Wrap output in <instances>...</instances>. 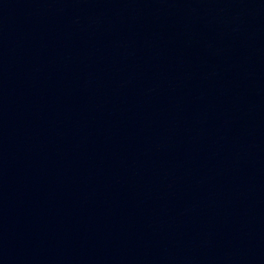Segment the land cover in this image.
<instances>
[{"label": "water", "instance_id": "1", "mask_svg": "<svg viewBox=\"0 0 264 264\" xmlns=\"http://www.w3.org/2000/svg\"><path fill=\"white\" fill-rule=\"evenodd\" d=\"M0 264H264V0H0Z\"/></svg>", "mask_w": 264, "mask_h": 264}]
</instances>
